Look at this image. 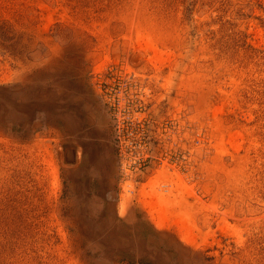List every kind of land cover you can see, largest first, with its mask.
Returning a JSON list of instances; mask_svg holds the SVG:
<instances>
[{
	"label": "rangeland",
	"instance_id": "1",
	"mask_svg": "<svg viewBox=\"0 0 264 264\" xmlns=\"http://www.w3.org/2000/svg\"><path fill=\"white\" fill-rule=\"evenodd\" d=\"M4 20L0 84L51 78V129L0 131V264H84L103 247L78 218L168 262L264 264V0H0Z\"/></svg>",
	"mask_w": 264,
	"mask_h": 264
},
{
	"label": "trees",
	"instance_id": "2",
	"mask_svg": "<svg viewBox=\"0 0 264 264\" xmlns=\"http://www.w3.org/2000/svg\"><path fill=\"white\" fill-rule=\"evenodd\" d=\"M0 24V36L4 40H10L7 48L11 50L15 41H12L10 33L14 29L4 25L12 24L8 20L1 21ZM70 85L73 94L85 97L81 79L75 77ZM36 122L38 124H33ZM44 129H51V78L43 83L21 88L16 85L0 84V131L7 136L29 139L33 134ZM68 193L69 191L65 190L63 196L65 215L74 211L70 207V202L74 197L79 196L76 191ZM89 193L90 196L101 198L105 204L110 198V195H105L102 190ZM76 214L75 211L72 215ZM69 226L76 231L80 240L86 243H100L103 247L96 252L85 250L81 257L84 264H98L99 258L109 264H177L166 261L163 251L148 243L147 231L127 230L120 218L108 221L99 218L94 225L78 218L73 219ZM197 254L201 263L206 260L209 261L208 264H215L211 263L214 257H208L204 251H199Z\"/></svg>",
	"mask_w": 264,
	"mask_h": 264
},
{
	"label": "water",
	"instance_id": "3",
	"mask_svg": "<svg viewBox=\"0 0 264 264\" xmlns=\"http://www.w3.org/2000/svg\"><path fill=\"white\" fill-rule=\"evenodd\" d=\"M76 158V150L72 147H68L65 151V160L70 163L74 162Z\"/></svg>",
	"mask_w": 264,
	"mask_h": 264
}]
</instances>
